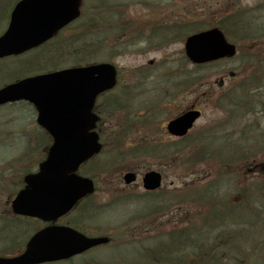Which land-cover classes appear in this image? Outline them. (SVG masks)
Instances as JSON below:
<instances>
[{
	"label": "rangeland",
	"instance_id": "rangeland-1",
	"mask_svg": "<svg viewBox=\"0 0 264 264\" xmlns=\"http://www.w3.org/2000/svg\"><path fill=\"white\" fill-rule=\"evenodd\" d=\"M15 1V0H14ZM88 8L91 4L92 0H88ZM114 1V2H111ZM136 0H109L104 5V10L106 11L108 8L112 6L113 3H117L114 6H117L119 8H122L124 11H126L127 8H129V14L135 15L138 20L143 21L145 20V16L150 12L152 14L153 10H151L148 6L144 4L137 5L135 3ZM154 2H158L159 0H151ZM161 1V0H160ZM168 1L166 2V5L164 9L169 8V10H182L186 11V13L189 14H202L206 12V10H212L216 11V14H219L220 8H223L226 6V3L229 0H164ZM118 2H121L118 4ZM124 2H130L129 6L125 5ZM9 3H4V0H0V31L3 29L5 25V20L3 19V14L5 13V10H7ZM242 4L247 9H250V13H252V18H250V24L253 26V30H256L254 32L255 35L258 37H264V0L257 1V0H242ZM10 9V8H9ZM148 9V11H147ZM215 9V10H213ZM190 11H193L195 13H191ZM211 12V11H210ZM209 12V13H210ZM158 13L155 11V19L158 18ZM188 17V16H187ZM152 18V16H150ZM153 19V18H152ZM247 22V21H246ZM103 23V22H102ZM249 24V22H247ZM7 24V23H6ZM250 24L248 27L250 28ZM5 28L2 30V32L5 30ZM1 32V33H2ZM0 33V34H1ZM103 34V32H102ZM111 38V37H109ZM108 39V38H107ZM249 45V42H247V46ZM184 46V43L179 41V38L174 39L170 47L164 48L162 50H153L152 48L148 47L145 42L143 44H140V49L138 51H131L122 53L121 47H114L111 54L107 53H101L99 54V60H112L117 65L120 66L123 72L124 70H128L130 67H136V66H142L144 69H150L147 73L144 74L146 77V80L138 81L133 87V91L137 93L135 96V100L132 104H129L128 102L124 103L127 100V96L124 95L123 98H121V102H123V105H118L117 107L113 106L112 98H114V94L106 97L104 100V103L106 106L104 108H101L103 114V120L104 123L102 124V129H104V148L102 151L101 157L107 158L109 156H117V161L119 163H115V169L116 171H123L128 168H137V169H145L147 168H159L164 171L166 174L165 184L167 188L163 190L160 193H157V195H160V197H155L154 202L155 206H157V202H161L160 208L150 214L142 215V216H135L136 213L143 212L145 210L151 209L154 204L150 202L147 199H139L134 198L131 201L133 204L129 205H123L122 203H118L114 209L102 212L100 210V220L102 225L98 224L100 220L95 221V218L92 222H89V220L84 223L85 227L84 229L88 232H100V231H106L109 230L112 233H118V232H125V236L123 234H120L119 236H114V241L110 246H115L121 243L126 242H136L141 243L142 247L147 246L145 248L151 249L150 251L153 252L154 249L149 247V243L153 242V245L163 244L165 245L164 250L161 254H155V259H149L148 262L151 264H162V263H168L167 261L170 260H179L182 256L185 258H182V260H179L180 263H188L190 264H215L214 261L212 262H206L202 257L195 258L197 249H195V242L199 238L196 235V231L199 230V228L196 227L193 228L195 232L192 234H189L187 237L185 232L183 230H180L182 227L180 224H178V220L180 221V215L181 211L187 208L188 211H192V218L191 220L198 222L200 220V209H211L214 204L208 201H200V202H191V197L188 196L189 201L185 202L183 200H180L179 196L175 198V201L173 203H169L168 201L172 200L173 193L176 190L180 189V192H177L175 194L182 193L184 190V187L182 185L186 182L193 185H199L201 187L206 186V190L212 191L214 188L215 193H222L225 196V191L229 190L230 187L232 188V194L239 195L242 191L240 190V187L246 186V182L248 179H243V175L236 176V180L234 182L228 183L225 180L223 181L220 179L219 176H213V174H209L208 176L204 175L202 172L198 173L196 170H190V168L187 169V171H183L184 161L180 160L175 161L173 160L175 156L174 149L171 148V155L170 158H166V155H163V149L161 152H157L156 155H144L140 154L136 157H130L132 156V153H125L130 148H133L132 145L136 144L139 139L142 140L146 139H160L165 144L168 143L167 140L171 139L169 138V135L165 131L164 124L166 121H168V117L170 115H173L177 113V111L184 106L188 105L194 98V95L187 94L184 97H182L178 102L176 101L170 106V112L165 113L166 111L160 110L158 111V117H156V112L154 111V106L156 104V101L153 100L154 94H158V97H162V87L158 84H163L166 82V79L168 82H172V86H169V88L173 91L177 89L176 84H178V87H181L183 83L189 82L187 75L190 73V71L195 75V72L191 70L190 66L186 67V64L183 59V52L182 48ZM246 47V44L244 45ZM244 53L241 57H243ZM166 56V58H164ZM263 61L261 66L264 67V55H262ZM152 61L153 64L156 62L162 70H156V65L152 68H146L148 64ZM241 61V62H240ZM6 66L3 68V74L11 71L12 64L10 62H5ZM2 64L0 63V66ZM14 65V64H13ZM228 65V66H227ZM247 64H243L240 54L238 57H236V60H232L226 63H223L222 66H212V67H205L203 68V71L200 70V72H204L208 76V80L206 83H204L201 86V90L205 91L210 90L209 94H211V97L219 92V80L223 79V83H227L228 81L232 80L228 76H224L223 73H219L220 70L222 71V68L225 70L228 69H236L238 66H242ZM187 69V70H186ZM144 71V70H141ZM127 72H124L125 74V80H127V77L130 76L126 74ZM0 74H2L0 69ZM31 74V73H30ZM199 72L197 71L196 75H198ZM138 76H135L134 79H130L128 81H135ZM8 80V79H7ZM158 80V81H157ZM124 82V81H123ZM149 82V83H157L158 85L155 87H144L139 86L141 83ZM6 83V80H3L0 77V85ZM210 83V84H209ZM241 81L238 82L240 84ZM123 84V83H122ZM146 85V84H145ZM150 85V84H149ZM226 85V84H224ZM264 86V82L262 84ZM232 84L226 85V88L230 90V87ZM247 88V87H246ZM251 87L248 86V89ZM116 94H122L124 93L122 91V88H118L116 91H114ZM208 94V95H209ZM231 93L228 91V95ZM259 94V93H258ZM264 95V94H263ZM256 96V100L253 102V104L256 106L255 110H258V112L264 108V97L263 96ZM160 102H168L167 98H160ZM209 99H206L202 101L201 107L203 108V116L198 120L197 126L203 125L209 121L216 120L223 121L225 117H227L226 112L224 111V107L220 106H213ZM232 99L231 97L227 96L225 99H223V105L226 106L228 102ZM234 99H232V102ZM111 103V104H109ZM168 105V104H167ZM170 105V104H169ZM168 105V106H169ZM15 108L17 110L20 108L22 112L15 111L12 114L13 120L11 118V115L7 116L6 111H11ZM161 108V107H160ZM156 109V108H155ZM104 110V111H103ZM254 110V108H252ZM4 111V112H3ZM238 111V110H237ZM9 114V112H8ZM140 119V117H142ZM250 119V118H249ZM252 119V118H251ZM257 118L255 117V120ZM255 120H248V123L255 124ZM225 121V120H224ZM245 121V120H244ZM145 123L144 125L141 123ZM231 122V121H229ZM242 121H239V119L232 118V124H226L223 130H232V138H227V141H232V143L235 142L237 139V135L241 134L243 131V128L236 127V124L240 123ZM119 126V127H117ZM129 127L128 130L125 132L124 137H120L121 142H119L116 138V135H118L120 132L119 129ZM158 127V128H156ZM119 128V129H118ZM116 130V131H115ZM119 132V133H118ZM42 129L38 127V124L36 122V111L31 105H22V104H9L6 105L5 108H2L0 111V179L3 175V173H6L7 178L12 179L13 177L20 176V173L22 171H26L28 168H34L35 165L37 166L38 162H40L44 156H45V148L48 147L50 144V140L44 137ZM220 134V133H219ZM221 135L225 137V132L222 131ZM114 138L117 140L115 142ZM240 138V137H239ZM237 139V142L242 144ZM251 138L248 139V141ZM132 142H135L132 144ZM168 149V148H165ZM119 151H122L123 153H118ZM176 156L179 154L181 155V151H176ZM238 152V151H237ZM247 160H243L241 158L248 157ZM258 159L262 156V153L259 152L258 154L251 155V154H239L236 153L235 159L236 161L239 160L237 163L232 165V168H235V170H241L243 169V163L246 161V166L250 164L251 159ZM100 157V158H101ZM219 157L217 154L212 156L208 163H210L209 168L213 167V163L215 160H217ZM96 161V160H95ZM101 163L104 164L103 161ZM168 164V167L166 165ZM165 165V166H163ZM217 165V161H216ZM157 166V167H156ZM236 166V167H235ZM216 167V166H215ZM196 168V167H194ZM83 171H89L93 172L94 176L98 177L100 174L99 170L93 169L89 170L87 167L84 168ZM115 171V172H116ZM8 173V174H7ZM113 176V175H111ZM253 176V175H251ZM213 178H219V180L213 181ZM139 181V180H138ZM140 183V181L138 182ZM213 184V186H212ZM239 187V188H238ZM192 189H190L191 191ZM241 191V192H240ZM100 196V193H98ZM235 195V196H236ZM98 200V197L96 198ZM252 200V198H250ZM232 201V200H231ZM262 203V204H261ZM261 206L251 207L252 210H256L255 213H253V217L247 214L248 217H252L255 224L257 225L259 221L261 220V215H263L264 219V202H261ZM257 205V204H256ZM232 206L236 207L238 206V203L235 202L229 206L228 210L231 211ZM218 207V204H217ZM227 211L225 212V216L223 218H217L218 222L216 221L215 229L218 231H223L225 229H228L229 227H232V212ZM259 211H262L261 213H258ZM197 214V215H196ZM260 214V215H259ZM132 216V217H131ZM194 216V217H193ZM235 216V215H234ZM255 216V217H254ZM76 215L73 214L70 219L74 220L76 219ZM235 220L242 219L241 217H234ZM81 222V221H79ZM264 224V220L261 222ZM198 223H196L197 225ZM154 228V229H153ZM174 229V232H173ZM178 233H180L178 235ZM167 231L170 234V237L167 234ZM136 232V233H135ZM154 235V236H153ZM137 236H142L141 238L137 239ZM152 237V238H149ZM137 239V240H136ZM187 239H190L186 241ZM193 240V241H192ZM161 241H165L166 243H163ZM175 241V242H173ZM175 246L174 249H169ZM157 247V246H156ZM139 246L138 244H130V245H123L120 247L115 248H105L100 247L97 249H94L90 254L98 256V263L99 264H124L122 260L115 259V258H123L127 257L129 258V261H133L134 256L136 255V259L134 262H138V258H141V254L137 255V253L141 252L140 250L138 252ZM156 249V248H155ZM216 249V248H215ZM222 249V247L219 246V251ZM230 250L224 249L221 250L219 253L222 254L224 252H228ZM199 253V252H198ZM229 254V253H228ZM86 256L83 255L81 257H78L79 259H76L72 261V263H76L82 260H86ZM83 257V258H82ZM104 258L106 261L101 260V258ZM110 258V259H109ZM114 258V259H112ZM143 259L144 258V252H143ZM109 259V260H107ZM184 259L186 261H184ZM61 264H68V263H61ZM142 264H145L142 263Z\"/></svg>",
	"mask_w": 264,
	"mask_h": 264
},
{
	"label": "water",
	"instance_id": "water-1",
	"mask_svg": "<svg viewBox=\"0 0 264 264\" xmlns=\"http://www.w3.org/2000/svg\"><path fill=\"white\" fill-rule=\"evenodd\" d=\"M80 2L19 1L12 11L7 31L0 37V57L21 53L52 37L80 15ZM185 50L192 61L200 63L234 56L236 46L216 27L190 35ZM116 76L115 66L103 62L34 75L0 88V104L29 100L39 112L38 122L54 137L40 171L26 176L27 189L20 193L14 205L32 198L35 201H26L30 204L28 210L45 213V218L54 219L91 192V179L75 172L83 161L101 149L99 135L94 131L98 116L92 110L97 95L116 84ZM198 116L199 112L188 111L172 120L168 129L173 134L183 135ZM125 177L131 180L135 175L128 173ZM160 180L157 172H149L145 176V186L156 188ZM54 230L58 233V238H51L55 246L44 250L52 257L78 252L106 240L87 239L67 227Z\"/></svg>",
	"mask_w": 264,
	"mask_h": 264
},
{
	"label": "trees",
	"instance_id": "trees-1",
	"mask_svg": "<svg viewBox=\"0 0 264 264\" xmlns=\"http://www.w3.org/2000/svg\"><path fill=\"white\" fill-rule=\"evenodd\" d=\"M88 3V0H84L82 16L76 22L72 23L70 26L58 33V35H56L52 40L30 52L28 55L12 58L11 60L14 62L15 67L12 71L1 75V78L4 79L9 76L8 78H10V80L18 79L30 73L58 69L68 65H80L98 61L100 59L99 54H111L114 47L120 46V28L122 25L130 28L136 26L138 29L150 25V23H147L146 21L123 22V19L121 18L124 15V12L121 8L114 6V3L106 11L103 9L106 0H92L90 4L92 6H89V8ZM219 10L223 11L216 14L217 10H206V12L203 13L202 19L186 24L173 23V27H179V37H182V35L185 36L193 31L217 25L225 31L227 36L232 41L238 44L240 58L243 64H247V66L242 65L238 66L237 70L235 69L238 74L236 75L237 81H235V78L233 79L232 90L235 91L236 98L232 102V108H230L229 115L233 116L236 110H242V113L246 114L247 111L252 110V108L255 107L253 104L256 100L255 95L262 96L263 94V91L261 90L264 88L262 85L264 82V67L261 66V64L263 61L262 55H264V37H258L254 34L256 30H253V26L249 21L250 18H252V13L248 11L250 9L243 6L242 0H229L226 3V6L220 8ZM193 17L198 18L199 15L196 14L193 15ZM246 21L249 22L250 28L248 27L249 24ZM186 29L187 32L184 33V30ZM163 37L162 43H167L174 39L175 35H172V37L171 35L169 37L164 35ZM247 42H249L248 46ZM245 44L246 47H244ZM157 45H159V43ZM243 53L244 55L241 57ZM2 67L3 65L0 66V69H2ZM239 81H241L240 84H238ZM248 86L251 88L248 89ZM217 101L220 103L223 99L219 96ZM262 111H264V108ZM236 150H238L239 154H250L249 150L244 147H239ZM236 150L230 154L220 155V161L223 166H220L219 173L223 174L224 172H232V174L235 173L236 176L243 175L244 177L242 178L247 179L249 177V168L246 167V161L243 163V169H232V165L240 160L236 161L235 159ZM176 151H178V146H174L173 156H175V158L173 160L175 161L178 159V161H184L186 158L187 167L190 166V168H192L196 166V164L198 165L203 163L199 162L202 161L200 157L203 156L201 146L189 151V153L184 152L178 156H176ZM254 153H256L255 150ZM248 158L249 157H245L241 159L247 160ZM206 159L207 158L205 157V160ZM95 167H98L96 162L93 168ZM245 182L246 186L240 187V190L242 191H240L241 195L246 194L248 190L251 191L252 182H250L249 179ZM258 188H260L262 195H264V182L261 183ZM212 200L214 203H219L222 208H226L227 203L231 204V201H226L224 199V201L220 199ZM243 206L244 205L237 207L236 210L240 212L241 210L246 209V206ZM236 210H232V212L235 214ZM212 211L214 216L218 214L217 210L214 209ZM192 227L196 229V225L193 224L189 226L188 231L190 234H192ZM197 251L199 253L196 252L195 258L204 256V250L198 247ZM262 252H264V249ZM182 258L185 257L182 256L179 260H182ZM179 260H170L168 263L184 264L178 262ZM184 261L186 260L184 259ZM185 264L190 263L187 261Z\"/></svg>",
	"mask_w": 264,
	"mask_h": 264
},
{
	"label": "flooded vegetation",
	"instance_id": "flooded-vegetation-1",
	"mask_svg": "<svg viewBox=\"0 0 264 264\" xmlns=\"http://www.w3.org/2000/svg\"><path fill=\"white\" fill-rule=\"evenodd\" d=\"M188 94V92H185ZM196 89H191L190 95H194L193 100L186 106L180 109L179 113L183 110L189 109L196 101V107L200 108L198 105L201 102L202 96L199 95ZM172 119V118H171ZM24 179H19L17 181H12L8 183H0V255L2 256H14L20 254L25 248L29 238L39 229L43 228L48 223L43 220L26 216L22 214H16L11 206L12 199L16 194L24 187ZM141 186L136 184H124L116 189L131 192L133 190L140 189ZM100 246L94 247L84 252L85 255H90L91 261L98 263V257L90 254L94 249ZM82 255V254H81ZM72 259V258H70ZM68 259V260H70ZM67 260V261H68ZM65 261V260H62ZM61 261L46 262L40 264H59ZM89 264H95V263Z\"/></svg>",
	"mask_w": 264,
	"mask_h": 264
}]
</instances>
